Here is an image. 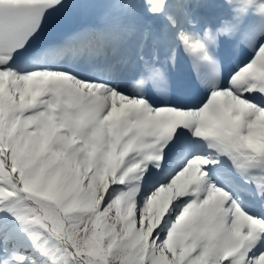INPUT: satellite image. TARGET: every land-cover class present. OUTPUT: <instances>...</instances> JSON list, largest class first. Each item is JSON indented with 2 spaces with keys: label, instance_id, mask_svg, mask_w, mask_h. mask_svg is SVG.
Wrapping results in <instances>:
<instances>
[{
  "label": "snow or ice",
  "instance_id": "obj_1",
  "mask_svg": "<svg viewBox=\"0 0 264 264\" xmlns=\"http://www.w3.org/2000/svg\"><path fill=\"white\" fill-rule=\"evenodd\" d=\"M0 264H264V0H0Z\"/></svg>",
  "mask_w": 264,
  "mask_h": 264
}]
</instances>
